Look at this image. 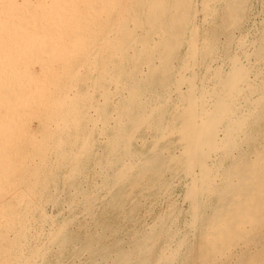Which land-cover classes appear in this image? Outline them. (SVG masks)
<instances>
[{
  "label": "bare ground",
  "instance_id": "obj_1",
  "mask_svg": "<svg viewBox=\"0 0 264 264\" xmlns=\"http://www.w3.org/2000/svg\"><path fill=\"white\" fill-rule=\"evenodd\" d=\"M198 2L204 22L219 6L227 17L224 21L233 23L247 4V0ZM195 3L194 0H0V188L22 184L29 191L36 186L44 189L49 180L57 179L55 169L59 166L67 168L63 180L70 185L94 155L92 147L96 140L92 132L97 128L103 135L100 138L104 149L94 155V160L112 203L120 200L124 186L129 191L155 187L168 190L173 182L166 178V173L182 172L189 178L184 193L191 209L189 226L200 222L199 229L195 225L199 232L196 231L193 248L197 264H220L236 248L246 247L254 233L264 231V144L260 149L242 148L243 144L255 143L262 134L253 133L252 126L264 120V59L260 57L263 68L254 71L252 65L242 61L243 55L228 53L227 70L210 69L205 63L216 43L210 40L212 35L204 38L208 35L206 31L200 38ZM236 38L231 37V42ZM183 45L186 49L181 54ZM252 49L257 56L258 45ZM34 64L39 66L38 74L32 68ZM198 64L205 70L200 77L195 70ZM259 74L263 78L258 80ZM25 113L36 118L33 119L38 123L39 137L25 131L31 130L30 126L22 128L21 116ZM137 138L141 144L149 138V147L136 149L133 142ZM225 159L236 165L233 172L225 163L224 166ZM228 194L232 195L229 203L224 199ZM211 196L217 197V205H211L214 209L208 208L210 213L201 215V208ZM4 197L7 195L0 200ZM49 198L57 201L52 195ZM121 204L120 207L124 203ZM3 210L0 208L4 220L0 226V258L3 264H29L30 256L25 255L20 242L24 235L20 239L12 233L15 238H9L1 230L5 227L4 232L8 231L15 214L11 212V218L10 210L6 213ZM159 232L153 229L136 238L121 259L118 257L117 264L132 260L135 264H173L178 255L186 252L184 245L191 247L187 244L188 236L181 235L175 237L173 246L165 243L157 249L150 260L147 252L153 249ZM167 232L175 233L173 229ZM65 233V222H61L52 231L51 242L62 247L58 245L66 244ZM181 246L184 253L180 254ZM257 264H264V252Z\"/></svg>",
  "mask_w": 264,
  "mask_h": 264
},
{
  "label": "rangeland",
  "instance_id": "obj_2",
  "mask_svg": "<svg viewBox=\"0 0 264 264\" xmlns=\"http://www.w3.org/2000/svg\"><path fill=\"white\" fill-rule=\"evenodd\" d=\"M198 1H201V0H194V2H196L195 3L196 9H197L196 11L199 12V13H196V15H197L196 16V18H197L196 24H197V26H199L198 32L200 31L199 36L201 35L200 38H203L205 36L204 38L207 37L209 39V37H211V35H212V37H211L212 39H210V40L214 39L215 41L214 40L213 41L216 43L215 50H213V52L211 53V56L208 58V60H206L207 62L205 64L210 66V69H213L215 67H220V68L223 67L222 69L227 70L228 66H229V60H228V57L226 56V54H228V53L239 54L240 53L239 54L240 57L243 55L242 61L244 63L246 61V63L250 66L252 65V69L255 68L254 71L259 70V68L262 69L263 68V60L262 59H264V0H247L246 7L243 10L244 13L243 12L241 13L240 18L237 19L238 22L234 21L233 23L232 22L229 23L230 21H224V20H227V17L223 14L222 9L219 6H217L215 8L214 13L210 16L211 18L209 17L208 20H210V19L211 20L210 21L207 20L206 22H204L202 20V13L200 10L201 5H200V2H198ZM240 20H242V21H240ZM223 23L226 24L227 27H225ZM234 23L236 24V26ZM202 31H204V32L202 33ZM205 31H206V33L208 32L207 33L208 35L205 34ZM202 34L203 35L205 34V35L203 36ZM231 37H232V39L236 38V37L238 39L236 38V40L231 42V40H232ZM252 37H254V38L251 40ZM228 40H230V41H228ZM251 42L253 44H251ZM260 42H261V44H260ZM249 43H250V45H248ZM256 44L258 45V48H259L257 56L254 54V50L252 49V47L255 48L257 46ZM241 45L243 46V48ZM252 45H254V46H252ZM185 47L186 46L183 45L180 48L181 54L184 53V51L186 49ZM237 50L240 52H238ZM214 51H217V52H214ZM242 52L246 53V55L243 54ZM220 60L222 62H220ZM179 61L180 60H178V62ZM199 66H200V64L196 65L195 70H196V72L198 70V72L200 74V75L199 74L198 75L200 77L204 74L205 70H204L203 65L200 67ZM32 68L36 71V74H38L37 73V71L39 70L38 64H34L32 66ZM81 69L84 70L85 68L83 67ZM202 72H203V74H202ZM84 75L87 76L86 74H83V76ZM89 75H91V76H89ZM89 75H88L89 77L94 76L93 74H89ZM263 77H264V75H263ZM263 77L261 74H259L257 76V79L259 80V78L261 79ZM25 114H22L21 120L23 119L25 122L27 121L26 123L28 124V126L22 120L23 121L22 122L23 124H21L23 126L22 128L25 129L28 127L27 129H29L31 127V130L25 129V131L33 134L36 137H39L40 133L37 131V130H39V127H38V123L35 121L36 118L33 117L35 119L34 120L32 117H29V115L26 114V115H28V117H29L28 118ZM23 115H25V117H23ZM26 117H27V119L25 120L24 118H26ZM30 118H32V119H30ZM260 122L258 123V125L252 126V130H254V131L251 130L253 133L254 132H256L257 134L262 133V134L258 135V138L256 140V141H258V143H256V141H255L256 144L254 142L253 143L252 142L247 143L248 145L250 144L249 146H253V148L249 147L248 145L243 144L242 145L243 149H247V150H251V149L253 150L255 148L260 149L261 145L264 144V141H263L264 140L263 139V136H264L263 135L264 134L263 133L264 132L263 131L264 130V120H261ZM30 124H32V125H30ZM260 124L262 125V127ZM24 126H25V128H24ZM36 127H38V128H36ZM87 128L90 130L91 125H88ZM257 130H259V131H257ZM260 130H262L263 132H260ZM92 135H93V138L96 140V143L92 147L93 154L96 155L98 153H101L102 152L101 150L104 149L102 139H101L103 135L101 133H99L97 128H95L93 130ZM146 135L148 136V134H146ZM260 135H261V137H260ZM100 136H101V138H100ZM96 138L98 139L99 142L100 141L101 142L99 143ZM134 143L138 144V145H135ZM98 144H100L99 147H98ZM133 144H134L133 146L138 150H139V148H140V150H146L149 147L150 142H149V138H148V140L146 142L141 144L140 139L137 138V140H135L133 142ZM144 144H147V146L144 147ZM95 146H97V147H95ZM140 146H142L143 148H146V149H143ZM245 146H246V148H245ZM254 146H255V148H254ZM99 148H101V149L97 150ZM94 151H95V153H94ZM50 155L52 156V160H54V158H55L54 153L51 152ZM94 155H91L89 160L86 161V164H85L83 170L81 171V173H79L71 181L72 183L69 182L70 185H68V182L66 183L65 180H63L64 174L67 171V168L59 166L60 168L57 167L59 170L57 168H56L57 170L55 169V174L57 173L56 174L57 179L55 180V182L54 181L52 182L51 180H49L46 184L47 188L44 187V189H43V187H37L36 186L34 189L29 191V190H27V187L26 188L23 187L22 184L21 185L20 184L13 185V187H17L19 189L21 187L20 190L13 188L12 185L11 186L9 185L10 187L7 185H6L7 186L6 187L4 185L3 187H5V188H3V187H1L3 189L0 188V196L3 197L4 195H7V197H4L2 200H0V205L2 204L0 206V208L3 210V207H4L5 213L10 210L9 216H11V218H12V213H15V214H13V219L15 221L13 220V224L9 227V229L6 228L10 232H8L7 230H6V232L8 234L6 232H4L5 227L4 228L1 227V230L3 229L4 231H2V232L5 234V236L8 235L9 238L10 237L15 238L16 236L19 235L20 239H21L22 235L25 236V237L23 236V238H22V240H20V242L22 243V245H24V247L22 246V249H23V252H25V255H28L31 257V258L29 257V264H35V263L36 264H117L119 262V259H121V256H122L121 254L127 252L131 248L130 246H132V243H133V241L135 242L136 238H138V239L141 238L142 235L144 236L146 233H148V231L151 232L153 229L156 231L160 230L161 232L158 233L159 235L156 239V242H154L155 244H153L154 245V247H152L153 249H151L147 252V256L149 253L148 257L150 260H152L154 258V254L165 243H168V244L173 246L174 244H176V240H175L176 238L175 237H180L181 235L182 236L186 235V236H188L187 244L191 245L192 248L190 246L184 245L183 246V248L185 247L184 250L187 249V250H185L186 252L184 253V250H182L183 248L181 246L180 254H181V252L184 254L178 255L173 264H195L196 263L195 262L196 249H193V248L197 242L198 233H196V231H198V230H196V229L197 228L199 229L200 222L196 221L195 224L193 225V227H190L191 226L190 219H189L190 216H188V215H190V212H191L190 203L187 199H185V194H184L186 192L185 190L187 188V183L189 181V178L185 174H183L182 172L166 173L167 174L166 178L171 183L173 182L172 184H170V186L172 185L171 186L172 188L169 187L168 190L167 189H161L159 187H155V188L144 190V191H139L137 189L129 191L128 186H124V187H122L123 189L120 190L121 193L119 194V198H120V196H121V198H120V200H118L115 203L116 204V206H115V204L112 203L110 200L111 194L108 192V190H107L108 188L106 186H104L103 183H101L102 182V177H101L102 174H100L101 172H100L99 166L96 164V162L94 160V158H95ZM92 160H94V162ZM224 161H223V164L224 163L226 164V166H225V164H224V166L229 168L233 172L236 168V165L233 162H231L229 159H225ZM178 174H180V175H178ZM174 176H175V178H174ZM232 176H234V174ZM234 177H236V176H234ZM75 179H76V181H75ZM181 180H182V182H181ZM183 183H185V185ZM18 185L20 187H18ZM80 185L82 186V188ZM72 186H73V188H77V190L73 189ZM4 189H7L8 191L6 190V192H9V194H6V192H4ZM23 189H24V191H22ZM78 189L82 190V192ZM77 191H79L80 193L79 192L77 193ZM98 191H100V192H98ZM74 192H76L75 195H74ZM11 193H13V195ZM21 193H23V194H21ZM81 193H82V195H81ZM18 194L21 197H19ZM129 194H130V196H129ZM9 195L13 196V197H10ZM51 195L55 199H57V201H54V202H53V200L51 201V199L49 198V196H51ZM124 196H126V197L129 196V197H128V199H126V197H124ZM1 197H0V199H1ZM18 197L21 198V200H20L21 202L19 201ZM7 198H9V199H7ZM88 198H90V200L93 199L92 202H90V200H88ZM123 198L125 199V201ZM216 198H217L216 196L210 197V199L207 201L208 204H206L205 206H203L201 208L202 209L200 211L201 215L208 214L210 209L211 210L214 209V207H215L214 204L217 205V203L219 201ZM231 198H232V195L228 194L224 198L225 202L229 203ZM16 200H17V202L19 201L20 205H19V203L16 202ZM48 200H50V202ZM119 201H120V203H119ZM134 202L137 204L136 206L134 205ZM24 203H26V204H24ZM109 203H110V206H108ZM118 203L120 205H122L121 203H124V204H123V206L120 207V205H118ZM87 204H89L90 206ZM111 204H113V206ZM29 205L30 206L34 205V206L30 207ZM133 205H134V208L136 207L135 209L133 208ZM211 205L214 207L210 208ZM8 206H9V208L7 209ZM64 206H65V208H64ZM110 207H112V208H110ZM118 207H120V208H118ZM204 207H206L205 210H204ZM91 208H92V211L88 212V210H91ZM102 208H104V209H102ZM208 208H209V210H208ZM19 209H20V211L23 210L22 211L23 213L20 212ZM85 210H87V211H85ZM171 210H173L175 212V214ZM24 211H25V214H24ZM204 211H207V212H204ZM17 212H18V214H17ZM125 212H127V213H125ZM130 213L132 214V216L130 215ZM19 214H22V217H20L21 215H19ZM101 214H103V215H101ZM127 214H129L130 216H128ZM169 214H172V215H169ZM15 215H16V217H15ZM70 215H71V217H70ZM125 215H127V218ZM1 216H0V224H1L0 226H2L3 225L2 223H4V220L2 219ZM24 216H25V218H24ZM89 216H90V218H89ZM123 216L125 218H123ZM15 218H18V220L20 222ZM167 218H169V219H167ZM21 219L22 220L25 219L28 222L25 220L22 221ZM76 220H77V222H76ZM168 220H169V222H168ZM57 222H58V224H57ZM61 222H65V231H66L65 235L67 234L66 235V242H65L66 244L58 245L59 247L62 246V247L58 248L57 244L55 245L54 242H51L52 241L51 240L52 239L51 233L54 229H56L59 226V224ZM17 223L20 225H18ZM27 223H28V225H27ZM21 224H23V225H21ZM13 225H15V226H13ZM40 225H42V226H40ZM55 225H56V227H55ZM195 225L197 226V228ZM150 226H151V228H150ZM17 229H18V231H17ZM24 229L27 231L24 232L23 231ZM162 229H164V230L162 231ZM166 229L167 230L173 229L175 232L174 235H170ZM192 229H194V230H192ZM255 231L258 232L257 230H254L253 232H255ZM23 232H24V234H23ZM263 232L264 231L259 232L257 234L254 233L255 235H252V236H254L253 240H251L246 247H244L241 250L239 248L237 250V248H236L231 253V255L228 256L230 258H228V257L223 258L224 260L221 259L219 261V263L220 264H224L225 262H226L225 264H240V263L241 264H249V263L257 264V263H259V257H261L263 252H264V248H263V246H264V243H263L264 234H263ZM12 233L15 235V237L13 236ZM97 234H99V235H97ZM19 236H18V238H19ZM255 236H257V237H255ZM165 237H166V239H165ZM138 239H136V240H138ZM161 240H162V242H161ZM165 241H167V242H165ZM169 241H171V243H173V244L169 243ZM44 242H46V243H44ZM257 243H260V245ZM25 244H27V245H25ZM256 245H257V247H256ZM63 246H65V247H63ZM36 247L39 249H37ZM188 247H190V248H188ZM34 248H36L37 251ZM40 248H42V249H40ZM62 248H64V249H62ZM151 251H152V254H151ZM236 251H238L239 253ZM255 251H256V253H255ZM32 252H33V254H32ZM40 253H42V254H40ZM245 253H248L249 255L245 254ZM254 253L256 256L254 255ZM37 254H38V256H37ZM247 255H248V257H247ZM232 256H234V257H232ZM252 256L254 257V259L251 258ZM118 257H119V259H118ZM181 257H183V258H181ZM237 257H239V258L237 259ZM245 257L247 258L248 261H249V259H250V261H252V260L253 261L248 262ZM32 258H35V259L33 260ZM189 258L191 260H189ZM0 260H1L0 264H3V261L1 258H0ZM134 262L135 261L132 260L128 264H133Z\"/></svg>",
  "mask_w": 264,
  "mask_h": 264
}]
</instances>
